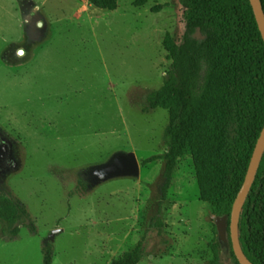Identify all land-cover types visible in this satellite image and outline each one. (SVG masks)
<instances>
[{"label":"rangeland","instance_id":"1","mask_svg":"<svg viewBox=\"0 0 264 264\" xmlns=\"http://www.w3.org/2000/svg\"><path fill=\"white\" fill-rule=\"evenodd\" d=\"M134 1L0 0V194L36 225L10 236L0 221V264H44L47 241L52 264H111L141 238L139 264H229L193 153L165 200V161H146L167 148L169 110L143 106L172 67L163 41L182 40L185 7Z\"/></svg>","mask_w":264,"mask_h":264},{"label":"trees","instance_id":"2","mask_svg":"<svg viewBox=\"0 0 264 264\" xmlns=\"http://www.w3.org/2000/svg\"><path fill=\"white\" fill-rule=\"evenodd\" d=\"M88 1L110 10L119 6V0ZM180 2L185 7V33L180 42L166 34L163 43L173 58L172 67L163 84L147 93L143 106L144 111L169 110L167 148L146 161H165V200L179 157L188 150L193 153L201 197L212 203L217 219L227 223L226 236L219 235L227 261L242 264L234 253L231 216L264 128V35L252 0ZM0 221L10 236L18 235L22 224L36 230L27 204L10 192L0 194ZM239 235L246 257L264 264V154L241 210ZM43 251L44 264H52L51 241ZM143 257L141 238L111 264H139Z\"/></svg>","mask_w":264,"mask_h":264},{"label":"water","instance_id":"3","mask_svg":"<svg viewBox=\"0 0 264 264\" xmlns=\"http://www.w3.org/2000/svg\"><path fill=\"white\" fill-rule=\"evenodd\" d=\"M252 2L255 8V12H256V16H257L260 28L264 35V9L262 5V1L252 0ZM263 154H264V128L258 139V143H257V146L255 148V151L252 157L250 169L247 174L246 180L240 192L238 193L236 197V200L234 202L233 209H232L231 233H232L233 247H234L236 256L238 257V259L241 261L242 264H253V263L244 254L243 247L241 244L240 235H239L240 214H241L242 207L246 201V198L257 176ZM118 159L122 165H126V163L128 162L125 155L119 156ZM131 167L133 168L138 167V163L137 162L132 163ZM220 228H221L222 235L225 237L226 229H227V223H226L225 218L221 220Z\"/></svg>","mask_w":264,"mask_h":264},{"label":"bare ground","instance_id":"4","mask_svg":"<svg viewBox=\"0 0 264 264\" xmlns=\"http://www.w3.org/2000/svg\"><path fill=\"white\" fill-rule=\"evenodd\" d=\"M39 24H42V22H39ZM20 52H23V50H21Z\"/></svg>","mask_w":264,"mask_h":264}]
</instances>
